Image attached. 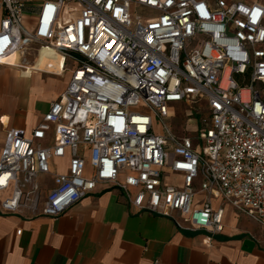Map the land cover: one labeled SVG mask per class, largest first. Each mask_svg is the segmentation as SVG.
<instances>
[{
  "label": "built area",
  "instance_id": "1",
  "mask_svg": "<svg viewBox=\"0 0 264 264\" xmlns=\"http://www.w3.org/2000/svg\"><path fill=\"white\" fill-rule=\"evenodd\" d=\"M0 16V66L31 76L51 50L72 74L30 135L7 133L4 214L57 220L112 186L208 240L227 206L264 226V3L0 0Z\"/></svg>",
  "mask_w": 264,
  "mask_h": 264
},
{
  "label": "crops",
  "instance_id": "2",
  "mask_svg": "<svg viewBox=\"0 0 264 264\" xmlns=\"http://www.w3.org/2000/svg\"><path fill=\"white\" fill-rule=\"evenodd\" d=\"M39 64L44 63L31 76L0 66V158L8 131L30 135L69 87L71 72L58 76L51 71L60 66ZM3 200L0 196V264H264V240L229 206L224 233L208 240L171 218L137 212L112 186H98L57 220L28 210L4 214Z\"/></svg>",
  "mask_w": 264,
  "mask_h": 264
},
{
  "label": "rangeland",
  "instance_id": "3",
  "mask_svg": "<svg viewBox=\"0 0 264 264\" xmlns=\"http://www.w3.org/2000/svg\"><path fill=\"white\" fill-rule=\"evenodd\" d=\"M42 0H32V2L33 3H35V5L36 4H38V3H40ZM229 2H231V1H233V0H228ZM238 1H246V2H255V1H259V2H264V0H238ZM30 11H34L32 8H30ZM132 12H133V15L134 16H137L138 14H142L143 12L141 11V10H139L138 8H137V6L136 5H133V9H132ZM28 24H27V27L29 28V29H32L31 27V24L29 23V22H27ZM60 61V63H61V60H59ZM61 81H62V79H60ZM263 90H264V88H262ZM176 107L174 108V109H176V110H174V117H175V119L174 120H171V125L172 126H176V127H182V125H183V123H187L186 122V117H184L183 115H182V110H181V108H180V106L179 105H175ZM178 109V110H177ZM192 127V126H191ZM190 129H193V128H190ZM180 129H177V133L178 134H180ZM156 132L157 133H161V129H160V127L159 126H157L156 127ZM171 181H173V182H177V183H179V179H177V178H172L171 179ZM249 219V218H248ZM247 219V220H248ZM242 221H245V219H242ZM248 223L249 224H252V226L254 227H256V229H257V231H256V235L258 236V237H260L261 239H263L264 240V226H261V225H259L258 223H256L255 221H253V219L251 220V219H249L248 220Z\"/></svg>",
  "mask_w": 264,
  "mask_h": 264
},
{
  "label": "bare ground",
  "instance_id": "4",
  "mask_svg": "<svg viewBox=\"0 0 264 264\" xmlns=\"http://www.w3.org/2000/svg\"><path fill=\"white\" fill-rule=\"evenodd\" d=\"M44 51L52 52L51 50H44ZM59 60H61V62H62L61 57L52 52V54H46V55L43 54L42 58L39 60L38 63H41V62L44 63L43 65L39 64V66L41 65V68L45 67V69H52L54 67L58 68L61 65ZM45 63H47V64H45Z\"/></svg>",
  "mask_w": 264,
  "mask_h": 264
}]
</instances>
